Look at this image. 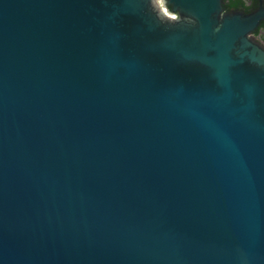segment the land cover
I'll return each instance as SVG.
<instances>
[{
	"label": "water",
	"instance_id": "95a60500",
	"mask_svg": "<svg viewBox=\"0 0 264 264\" xmlns=\"http://www.w3.org/2000/svg\"><path fill=\"white\" fill-rule=\"evenodd\" d=\"M0 0V264H264L256 14Z\"/></svg>",
	"mask_w": 264,
	"mask_h": 264
},
{
	"label": "flooded vegetation",
	"instance_id": "af4514ba",
	"mask_svg": "<svg viewBox=\"0 0 264 264\" xmlns=\"http://www.w3.org/2000/svg\"><path fill=\"white\" fill-rule=\"evenodd\" d=\"M222 5L225 12L256 14L259 17L258 22L250 35L264 46V0H222Z\"/></svg>",
	"mask_w": 264,
	"mask_h": 264
},
{
	"label": "clouds",
	"instance_id": "9594fccd",
	"mask_svg": "<svg viewBox=\"0 0 264 264\" xmlns=\"http://www.w3.org/2000/svg\"><path fill=\"white\" fill-rule=\"evenodd\" d=\"M151 12L161 24H178L181 22L195 25L196 20L190 16H182L180 10H174L170 0H147Z\"/></svg>",
	"mask_w": 264,
	"mask_h": 264
}]
</instances>
